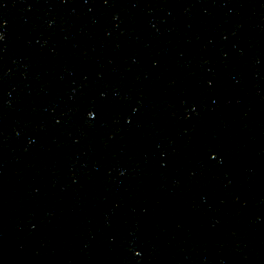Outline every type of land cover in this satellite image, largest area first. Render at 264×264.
<instances>
[{"label":"water","instance_id":"water-1","mask_svg":"<svg viewBox=\"0 0 264 264\" xmlns=\"http://www.w3.org/2000/svg\"><path fill=\"white\" fill-rule=\"evenodd\" d=\"M0 36V264H264V0H0Z\"/></svg>","mask_w":264,"mask_h":264},{"label":"snow or ice","instance_id":"snow-or-ice-1","mask_svg":"<svg viewBox=\"0 0 264 264\" xmlns=\"http://www.w3.org/2000/svg\"><path fill=\"white\" fill-rule=\"evenodd\" d=\"M0 39H2V36H0ZM213 159H215V157H213ZM137 255H139V253H137Z\"/></svg>","mask_w":264,"mask_h":264}]
</instances>
